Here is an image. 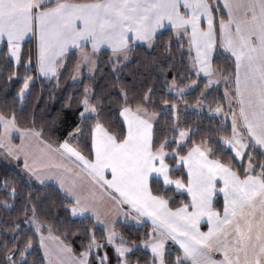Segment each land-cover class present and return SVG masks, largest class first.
Masks as SVG:
<instances>
[{
  "label": "crops",
  "instance_id": "0c3cea01",
  "mask_svg": "<svg viewBox=\"0 0 264 264\" xmlns=\"http://www.w3.org/2000/svg\"><path fill=\"white\" fill-rule=\"evenodd\" d=\"M206 18L210 21L204 24ZM166 28L183 37L187 48L192 44L195 70L189 60L190 70L205 81L216 48L233 59L232 93L238 117L252 145L264 154V0H0V48L5 44L8 57L18 64L23 43L31 40L39 80L57 76L70 52L76 56L74 82L91 77L100 52L127 58L131 46L150 45ZM203 54L209 59L203 61ZM91 107L89 114L81 115H93ZM120 118L126 131L121 142L101 123L93 124L89 160L74 139L57 147L37 131L19 129L0 115V158L28 184L56 186L72 201L74 217H90L105 233H117L118 223L136 227L146 223L150 228L160 224L172 230L167 201L160 200L157 206L161 197L150 191V180L159 179L188 197V204L176 209L190 213L200 208L197 235L181 224L174 232L192 243L199 241L197 249L213 244L203 264H264L261 172L240 177L197 144L179 156L185 183L172 179L166 156L152 150L155 121L129 107L122 108ZM74 134H79L78 128ZM197 186L202 191L194 192ZM216 193L221 211L214 206ZM38 237L45 264H87L88 258L75 256L52 234L40 231ZM119 240L118 235L116 245H124ZM175 248L183 253L178 245Z\"/></svg>",
  "mask_w": 264,
  "mask_h": 264
},
{
  "label": "trees",
  "instance_id": "16d2710c",
  "mask_svg": "<svg viewBox=\"0 0 264 264\" xmlns=\"http://www.w3.org/2000/svg\"><path fill=\"white\" fill-rule=\"evenodd\" d=\"M213 13L217 36V16ZM75 63V53L70 52L56 78L39 80L35 74L31 40L23 43L18 64L8 57L7 47L3 44L0 48V115L19 129L37 131L42 139L57 147L70 138L74 139L79 152L90 160L93 157L91 134L95 122L101 123L117 142H121L126 135L120 118L122 108L145 107L157 115L152 127V150L163 147L176 153L165 157L170 178L185 182L186 174L182 167L177 166L178 156L185 155L194 145L206 144L212 159L228 166L240 177L249 172H261L264 181V154L250 144L238 162L232 150L219 139L230 135L229 124H222L220 118L209 115L206 110L183 114L181 126L188 135L184 143L177 146V131L171 112L162 110L163 103L178 99L167 92L168 85L172 80L179 86L195 81L194 90L181 96L192 104L201 95L205 79L190 70L186 42L183 37H175L170 28L160 31L150 45L131 46L127 61L120 67L114 68L110 53L102 51L98 54L93 75L82 76L74 82ZM211 68L222 78L233 79V59L219 48L212 55ZM27 80V90L20 95ZM84 95L89 96L95 108L93 115L81 116ZM204 102L210 108L223 104V87L216 85L210 88ZM76 128L79 134L75 137ZM250 154V163L254 167L248 171L246 163ZM150 191L166 200L170 209L188 204L186 194L165 186L159 179L150 180ZM72 206V201L56 186H32L0 158V264H45L39 245L40 231L59 238L77 257L87 251L94 240L107 256L104 264H117L118 257L113 247L107 244L105 231L88 216L74 217ZM214 206L221 211L217 193ZM37 227L38 232L35 231ZM114 230L120 236L121 244L133 247L125 256L128 264L153 262L151 254L137 246L149 237L150 227L146 223L138 227L118 223ZM172 248H166L165 264H174L176 256L180 255L176 248ZM179 262L189 264L183 259ZM87 264L99 263L91 254Z\"/></svg>",
  "mask_w": 264,
  "mask_h": 264
},
{
  "label": "rangeland",
  "instance_id": "374dc122",
  "mask_svg": "<svg viewBox=\"0 0 264 264\" xmlns=\"http://www.w3.org/2000/svg\"><path fill=\"white\" fill-rule=\"evenodd\" d=\"M204 20H205L203 21L204 24L210 21V19L208 20V18ZM187 51L189 53L191 69L195 70L193 65L196 54L193 53L192 44L187 48ZM202 58L203 61L209 59V57L206 54H203ZM118 59H120L121 61L117 62ZM127 59L128 57L127 58H124V56L118 57L117 55V56H113V58H111V61L113 63L114 68H117L120 67L122 64H124L127 61ZM96 63H97V58H96ZM210 68L211 67L208 68L209 75L205 77L206 81L202 93L192 104L187 103L185 100L181 99V96L194 90V88L196 87L195 81L190 82L185 86H179L175 83V81L173 80L170 81L167 88V92L178 97V99L171 103H167V102L163 103L162 110L171 112L174 121V128L177 131V136H176L177 146L182 145L188 135V131L183 129L181 126L182 116L185 112H189V111L200 112L206 110L209 115L220 118L222 124L224 123L229 124L230 135L227 137H219V139L226 148H230L232 150L234 157L238 162H240L243 158L245 151L247 150V147L250 144H252V142L248 138L246 132L244 131V128H242V122H240L238 117V113H237L238 110L236 108L235 101H233L232 84H231L232 79L227 80L226 78H222V76L219 73H217L214 69L211 70ZM87 72L88 73L91 72L90 63H88L87 65ZM56 77L57 76L51 79H54ZM72 81H75L73 80V75H72ZM28 83L29 80H27L24 83L21 91L19 92L20 95H23L26 92ZM216 85H221L223 87L224 103L216 104L214 105V107L210 108L205 104L204 97L206 95V92L210 88ZM91 105L92 104L89 99V96L84 95V98L82 100V107H83L82 110L83 113L81 112L82 115H87L90 113L92 108ZM133 110L137 112L139 115H145L146 118L149 119L150 121H156L157 119V115L154 113H150L145 107H137L134 108ZM148 112L150 114H148ZM136 134H139L142 137V139L144 138V134L142 131H138L136 132ZM200 145L207 150L206 144H200ZM155 152L159 155H165V156L176 155L175 151L168 152L163 147L158 148ZM250 161H251V154L249 155V160L246 163V168L248 171H251L254 167L253 163L252 162L250 163ZM188 164L189 162H187V165ZM177 166L182 167V162L180 161L179 156H178ZM192 189L194 188L192 187ZM197 190H201V187L197 186L194 189V192H197ZM198 196H201V194ZM157 200L160 202L157 203L158 206V204H162V201L160 200H164V199L158 198ZM165 211L167 213V220L172 224V230H170L167 227L161 226L160 224H155L156 226L154 227L151 226L150 228L148 239L140 242L137 245L141 249L148 251L151 254L153 262L151 261V263L149 264H165L164 254L167 246H171V250H173L172 247L175 248L176 245H178L182 249L183 253H181L178 257L176 256V260L174 264H179L180 263L179 260L182 259L189 262V264L192 263L203 264L204 256H207L208 252L212 250L213 244L211 243L207 245V243H205L201 245V249H197V245L199 241L192 243L185 236L175 234L174 232L175 226H179V224H181L182 226H190V229L187 228V230L189 232H194L197 235L196 225L198 224L199 221L202 220L200 208H196L190 213H185L184 209L171 210L169 208H166ZM38 229L39 227H37L35 231L38 232ZM200 231L204 232L205 230L201 228ZM106 236H107L106 238L107 244L113 246L115 250V255L118 257L117 264H128L125 259V256L130 251L129 246L116 245L115 239L118 235L113 230L108 231L106 233ZM91 254L95 255L99 264H104L107 261L106 254L100 250V245L94 240L88 246L87 251L82 252L81 257L84 260L88 258Z\"/></svg>",
  "mask_w": 264,
  "mask_h": 264
}]
</instances>
